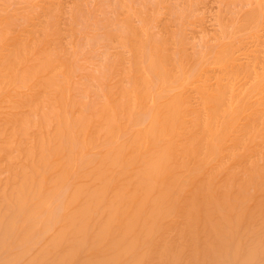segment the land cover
<instances>
[{"label":"bare ground","instance_id":"bare-ground-1","mask_svg":"<svg viewBox=\"0 0 264 264\" xmlns=\"http://www.w3.org/2000/svg\"><path fill=\"white\" fill-rule=\"evenodd\" d=\"M205 1L0 0V264H264V0Z\"/></svg>","mask_w":264,"mask_h":264},{"label":"rangeland","instance_id":"rangeland-1","mask_svg":"<svg viewBox=\"0 0 264 264\" xmlns=\"http://www.w3.org/2000/svg\"><path fill=\"white\" fill-rule=\"evenodd\" d=\"M203 1H204V0H203ZM213 1H216V2L213 3ZM229 1H232V0H227L226 3H228ZM238 1H239V0H238ZM211 2H212L213 4H212ZM217 2H221V0H206V1H205V3L208 5V6H206V4H205V6H204V8L207 9V10H206V15H208V16L210 17V18H208V20L211 19V18L213 19L214 16L218 15V12H220L219 9H222L221 6L224 7V5H226V4H224V3H225V0H224V1L222 0V4H223V5H222L221 3H219L220 6H219V4H218ZM216 3H217V6H219L220 8L216 6ZM232 3H233V2H232ZM211 6H212V8H211ZM207 7H209V9L212 10V12H213V11H214V12L216 11V12H215L216 15L214 14V12L212 13ZM217 8H218V9H217ZM216 9H217V10H216ZM207 11H209L210 13H208ZM211 13H212V14H211ZM211 16H212V17H211ZM212 19H211L212 22H210V21H208V22L213 23V20H212ZM210 23H208V24H210ZM208 24H207V25H208ZM210 25H211V24H210ZM213 25H214V24H213ZM208 27L210 28L209 25H208ZM211 27H212V25H211ZM213 27H214V26H213ZM241 82H243V81H241Z\"/></svg>","mask_w":264,"mask_h":264}]
</instances>
